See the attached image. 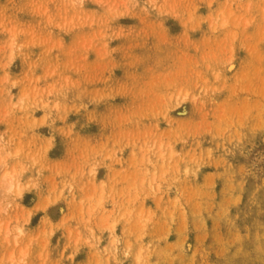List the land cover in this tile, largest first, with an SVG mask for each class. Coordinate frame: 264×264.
<instances>
[{
    "label": "rangeland",
    "instance_id": "rangeland-1",
    "mask_svg": "<svg viewBox=\"0 0 264 264\" xmlns=\"http://www.w3.org/2000/svg\"><path fill=\"white\" fill-rule=\"evenodd\" d=\"M0 264H264V0H0Z\"/></svg>",
    "mask_w": 264,
    "mask_h": 264
},
{
    "label": "bare ground",
    "instance_id": "bare-ground-1",
    "mask_svg": "<svg viewBox=\"0 0 264 264\" xmlns=\"http://www.w3.org/2000/svg\"><path fill=\"white\" fill-rule=\"evenodd\" d=\"M7 178L9 180L10 185L12 186L13 185V182H15L14 178L12 176H10V175H8Z\"/></svg>",
    "mask_w": 264,
    "mask_h": 264
}]
</instances>
